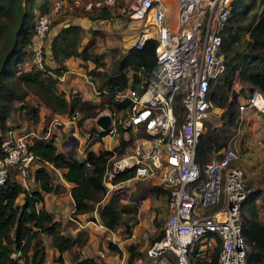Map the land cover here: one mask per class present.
I'll return each mask as SVG.
<instances>
[{
	"label": "built area",
	"instance_id": "1",
	"mask_svg": "<svg viewBox=\"0 0 264 264\" xmlns=\"http://www.w3.org/2000/svg\"><path fill=\"white\" fill-rule=\"evenodd\" d=\"M230 1L174 0L175 17L171 24L164 0H130L129 3L124 0L121 4L118 0H72L73 5L81 4L84 9L117 7L130 18H142L145 21L132 44L139 47L149 38L155 41L154 63L136 81L132 80L131 70L127 72L126 85L114 93L119 99H127V104L116 112H107L109 123L99 130L104 131L101 138L108 136L107 149L111 150L110 164L102 175L106 194L113 188L122 191L136 181L162 184L167 190L161 234L152 240L142 235L145 256L157 258L156 264H212V259L213 264H248V244L241 230V203L252 190L244 171L236 164L238 150L228 139L201 167L194 160L195 144L206 122L209 119L212 125L220 122L222 108L211 98L209 86L224 70L221 30ZM61 2L53 0L49 12L57 10ZM50 20L48 11L35 15L27 57L29 65L40 66L45 59ZM237 88L234 80L231 90ZM246 108L264 117V97L258 89L238 99L234 134L245 122ZM77 115V110L65 114L69 121ZM51 120L55 126L60 124L55 117ZM14 132L7 129L0 138V183L10 165H14L22 185L29 188L28 170L42 164L70 185L61 176L59 167L42 162L27 146L30 136L37 135L35 132ZM120 136L129 139V143L123 152L116 154L115 144L110 141L117 139V144ZM63 148L66 153L67 148ZM124 168H131L132 175L112 181L113 175ZM70 200L68 218L78 224L71 196ZM95 212L94 208L95 218L91 222L106 228ZM128 237L135 242L139 240L133 232Z\"/></svg>",
	"mask_w": 264,
	"mask_h": 264
},
{
	"label": "trees",
	"instance_id": "2",
	"mask_svg": "<svg viewBox=\"0 0 264 264\" xmlns=\"http://www.w3.org/2000/svg\"><path fill=\"white\" fill-rule=\"evenodd\" d=\"M49 1L0 0V38H3L6 50L4 55L0 50V138L7 129H10L6 127V121L15 109L14 101L21 103L19 108L25 107L23 98L27 93L25 88L17 89L8 80L7 66L14 61V55L24 53V48L29 54L35 15L38 12H47ZM259 3H264V0ZM230 4L229 13L221 30L220 50L224 57V70L209 86L211 98L222 108L220 122L218 125L207 123L198 137L194 148V160L200 167L234 132L238 97L247 96L254 88L264 97V6L258 7L246 16L243 13L245 9H241L244 5L242 0H231ZM83 13L90 18H103L110 14L109 9L105 7H91L84 9ZM243 15L247 19L239 22ZM82 33L83 28L76 23L59 26L48 42L49 53L56 65L50 67L43 60L40 66L32 64L26 70L17 73L18 79L37 88L38 95L53 112L71 113L73 110L78 111L79 107L94 104L83 98L78 91L66 93L56 87L57 76L65 69L63 61L68 56L90 60L94 67L102 64V52H95L90 47V41L80 46ZM154 45L155 41L149 38L139 47L133 44L127 46L114 60L113 71L102 73L103 90L113 96L126 85L129 70L133 81L147 73L155 61ZM33 65L37 67H31ZM234 80L238 83L237 91L231 90V83ZM114 99L115 109H118L113 111H118L127 104L125 98ZM83 115L85 112L78 118V122ZM103 133V130H98L99 135ZM128 143L129 139L120 136L113 148L116 154L123 152ZM27 146L42 162L48 161L60 168L61 176L70 183L68 192L72 199L73 213H85L95 208L99 220L107 229L113 230L121 225L123 237L129 235L130 224L126 219H122L121 211L134 209L132 203H136L139 195H162L164 200L166 198L167 190L162 184L147 182L137 185L134 194L130 196L133 199L130 204H121L120 198L113 190L107 193L108 196L105 198L102 175L105 166L110 164V149L104 148L96 152L88 149L83 157H78L74 151L67 154L56 150L54 142L38 134L30 136ZM28 173L37 184L35 189L22 185L14 165H10L6 178L0 183V264H42L45 252L41 234L47 236L58 252L55 259L61 260L63 251L71 250L70 264H110L101 257L91 255L80 257V248L86 241L84 232L77 231L74 235L64 232L60 218H55L42 203L44 193L54 190L50 172L40 164L30 168ZM132 173L131 168H124L116 172L111 180L124 179ZM254 191H250L242 200L241 230L248 244L247 263L261 264L264 261V221L256 216L257 205L252 199ZM18 195L21 197L20 202L16 200ZM155 218L156 213L153 219L157 224ZM160 234L161 227L149 237V240ZM137 245L135 241L124 244L127 262L145 256L144 249L138 248ZM107 246L118 250L115 242L109 241ZM14 251H18L17 254L11 255Z\"/></svg>",
	"mask_w": 264,
	"mask_h": 264
},
{
	"label": "rangeland",
	"instance_id": "3",
	"mask_svg": "<svg viewBox=\"0 0 264 264\" xmlns=\"http://www.w3.org/2000/svg\"><path fill=\"white\" fill-rule=\"evenodd\" d=\"M52 1L53 0L49 1L50 4L47 10L51 15L49 28L46 32L47 36L50 33V27L53 25L54 21L60 19L65 20L73 14L83 13L84 10L81 4L73 5L72 0H63L57 10L49 12ZM164 1L167 3L171 1L170 4L167 5V20L169 23L173 24L175 17L174 0ZM260 1L261 0H242L244 5L241 9H245L243 13L247 16L258 7L264 6V3H259ZM129 2L130 0H127V3ZM121 3H124V0H118V4ZM109 13V16L101 21V27H90L88 29V34L92 36L86 38V42L90 41V47H92L95 52H102L101 67H94L93 62L90 60H83L80 63L85 73L89 75L93 81L95 80V89L99 90L92 94L97 96L95 100L88 99L90 102H94V104L83 108L79 107L78 115L73 121L68 120L65 116L66 112H53L50 110L44 103L43 98L38 95L37 88L34 85L17 78V73L20 70H26L29 67L27 49L24 48L23 54L20 52L14 55V61L7 66V72L8 80H10L17 89L25 88L27 90L23 98L25 107L19 108V104L21 103L14 101L15 109L7 118L6 127L12 128L15 134L33 131L35 134L43 135V138H49L54 142L56 150L63 153H65V149L60 145L61 140L68 139L67 137L73 132L75 137L78 138V144L74 149V153L78 157H83L88 149L95 152L100 149H107L106 137L108 138V136L104 139L101 138L98 134L100 126L95 119L99 114L107 112L113 113L116 112L113 110L118 108L115 109L113 104L115 96H112L105 90H101V88L103 89L102 73H110L113 71L114 60L122 54V48L124 50L127 46L132 45L136 33L145 21L142 18H130L126 13L119 12L117 7L111 8ZM246 16L243 15L239 19V22H244L247 19ZM46 38L47 37H45V39ZM46 42L47 40H45V43ZM4 45L3 38H0V50L2 51V55H4L6 51ZM27 46L26 44V47ZM44 48L46 49V44ZM31 67L34 68L37 66L33 65ZM58 86L59 84H56L57 89ZM238 99H240V97H238ZM33 108L36 110L34 111ZM84 112L85 115H83L81 121L78 122V118L82 116ZM52 117L60 121L58 126H55V124L53 125V120H51ZM210 122L211 120L209 119L206 124ZM71 128H73L72 132H70ZM260 128L261 126L256 123L254 128L251 129L249 123L244 122L241 129L236 134L233 132L228 139L238 150L239 157L236 164L244 171L247 185L250 187V190H255L252 199L257 205L256 216L264 220V134ZM68 140L70 144L71 140ZM116 141L117 139L111 140L110 143L116 145ZM50 175L54 190L44 193L42 203L44 207L46 206V208L51 211L55 218H60L64 232L73 233L75 227L78 225L76 221L68 218V214L70 213V201L67 195L68 185L63 183L57 172L53 169L50 170ZM26 183L29 188L35 189L37 187L35 181L30 178L29 173ZM139 183L145 184V182L136 181L132 186L123 187L124 190L122 191H120L121 189L113 188V191H116L117 196L120 198L119 202L121 204H130V202H133L130 196L134 194ZM125 191L127 192L126 195H124ZM107 196L108 194H106L105 198ZM16 200L19 202L21 201L20 195L16 197ZM135 202L136 203H132L134 209L121 211V216L122 219H126V222L130 224V232H133L135 237L139 239L136 241L138 248H142L144 243L142 235L146 234L149 240V237L156 233L162 225L165 217V201L162 195L151 196L145 194L139 195ZM93 211L94 209H91L85 212L83 217H76L77 220L81 218L80 221L83 219L87 221L90 227L89 231L85 228H80L79 230V232H84L83 234H85L86 252H89L96 258H109L110 264H117L123 252L126 258V248L124 244L126 242H132V237H123L121 225L113 230L100 227L97 224L94 225L91 222L94 217ZM154 213H156L155 220H157V224L159 225H157L153 219ZM71 229L73 230L71 231ZM76 233L77 231L75 234ZM41 239L45 252L42 264H70L71 250L63 251L61 260L55 259L58 252L51 245L47 236L41 234ZM109 241L117 243L118 250L110 249L107 246ZM112 251L116 252L117 258H111L110 252ZM133 264H156V262H154V257L148 258L147 256H142L141 258H135ZM261 264H264V261Z\"/></svg>",
	"mask_w": 264,
	"mask_h": 264
},
{
	"label": "crops",
	"instance_id": "4",
	"mask_svg": "<svg viewBox=\"0 0 264 264\" xmlns=\"http://www.w3.org/2000/svg\"><path fill=\"white\" fill-rule=\"evenodd\" d=\"M61 1L63 2V0H61ZM170 2L169 3L165 2L166 6L168 4H170ZM174 9H175V7H174ZM88 11H93V10H88ZM107 17L90 18L85 13H77V14L71 15L70 17H67L65 20L60 19V20L56 21L55 23H53V25L50 27V29H51L50 33L48 34V36L46 35L47 38L45 39V40H47V42L45 43L46 44V54H45V59H44L45 63L50 67H54L56 65L55 61L53 60V58L51 57V55L49 53L48 42H49L50 37L56 32V30L59 28V26L66 25L68 23L79 24L83 28V33H82L81 40H80V46H82L83 44L86 43V38L92 36V35L88 34V29L90 27H92V28L101 27L100 26L101 21H103ZM121 51H124L123 48ZM82 61H83V59H81L78 56H72V55L68 56L63 61L64 65H65V69L62 71V73L60 75L57 76L56 84H59L58 90L62 89L66 93H68L69 91H78V93L80 95L82 94L83 98L95 100L97 98V96L92 95L93 92L94 93L97 92V90L95 89V85H94L95 80L93 81L92 78L89 75H87L85 73V70L80 66V63ZM98 67H101V66H98ZM101 90H103V89L101 88ZM243 115L245 117V120H244L245 123L248 122L251 129L254 128V125L256 123H258L261 126L260 130L264 134V128H263L264 127V117L261 114L255 112L251 108H246L243 112ZM104 138L105 137L102 136V139H104ZM106 139H107V137H106ZM67 195H69L68 189H67ZM68 199L71 203L70 195H69ZM45 208H46V206H45ZM84 214L85 213H77L76 217H83ZM80 220H81V218L79 219V221ZM77 225L78 226L75 227V231L73 233H71L72 235H74L76 231H79L80 228H85L87 231H89V228H90L89 224L87 222H85L84 219L82 221H80V223H78ZM72 230L73 229H71V231ZM86 249H87L86 243H84L82 245V247L80 248V251H79L80 257L85 256V255H91L89 252H86ZM124 255H125V253L123 252L122 255L120 256V261L117 262V264H121V262L122 263L124 262V264H133V261L127 263ZM110 256H111V258L112 257L117 258L116 252H113V251L110 252ZM101 258L105 259L107 262L110 263L109 258H106V257H101Z\"/></svg>",
	"mask_w": 264,
	"mask_h": 264
},
{
	"label": "water",
	"instance_id": "5",
	"mask_svg": "<svg viewBox=\"0 0 264 264\" xmlns=\"http://www.w3.org/2000/svg\"><path fill=\"white\" fill-rule=\"evenodd\" d=\"M96 122L99 124L100 127L104 128L107 126V124L109 123V115L108 113H102V114H99L97 117H96ZM68 139L71 140L70 144L69 142H66L65 140H63L61 142V146L62 147H66V153H70L71 151L74 150V147L75 145L77 144L78 142V139L73 135V134H70L68 136ZM143 197V196H142Z\"/></svg>",
	"mask_w": 264,
	"mask_h": 264
},
{
	"label": "bare ground",
	"instance_id": "6",
	"mask_svg": "<svg viewBox=\"0 0 264 264\" xmlns=\"http://www.w3.org/2000/svg\"><path fill=\"white\" fill-rule=\"evenodd\" d=\"M169 2H170V1H169ZM169 2H168V3H169Z\"/></svg>",
	"mask_w": 264,
	"mask_h": 264
}]
</instances>
